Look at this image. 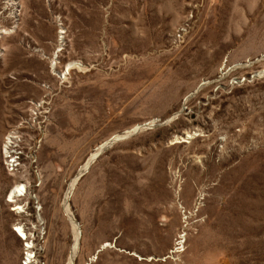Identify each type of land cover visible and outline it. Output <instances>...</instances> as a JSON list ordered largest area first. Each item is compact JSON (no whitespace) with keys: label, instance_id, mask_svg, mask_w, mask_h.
<instances>
[{"label":"rangeland","instance_id":"1","mask_svg":"<svg viewBox=\"0 0 264 264\" xmlns=\"http://www.w3.org/2000/svg\"><path fill=\"white\" fill-rule=\"evenodd\" d=\"M71 219L73 264H264V0H0V264Z\"/></svg>","mask_w":264,"mask_h":264},{"label":"bare ground","instance_id":"2","mask_svg":"<svg viewBox=\"0 0 264 264\" xmlns=\"http://www.w3.org/2000/svg\"><path fill=\"white\" fill-rule=\"evenodd\" d=\"M14 5H15V3H14ZM178 113V112H177ZM177 113H175V114H173V115H176ZM172 115V116H173ZM171 116V117H172ZM170 117V118H171ZM170 118H168V119H170ZM167 119V120H168ZM15 134V133H14ZM12 137H13V133H11V134H9V136L7 137V142L6 143H8V142H11L12 141ZM109 142V141H108ZM8 145V144H7ZM105 146H106V142H104V143H101L100 145H98V146H96L95 148H94V150H93V152L91 153V157L89 158V160H92L98 153H100V152H102L103 150H104V148H105ZM107 146H108V144H107ZM107 146H106V148H107ZM5 148H7V146H5ZM91 162V161H90ZM73 183H74V181H72V183L70 184V187H69V189H68V191H67V194H66V199H65V206H66V208H67V202H66V200H68V197H69V195H70V191H71V189L73 188L72 186H73ZM24 192H26V188H25V186L23 185V184H18V185H16L15 186V188L11 191V196H14L15 194H17V193H19L20 195H21V193H24ZM67 210V209H66ZM68 211V210H67ZM71 221H72V225H73V234H74V245H73V248H72V251H71V254H70V257H69V261H68V264H73V262H74V259H75V257H76V253H77V244H78V229H77V226L75 225V222L73 221V219H71ZM18 229H19V231L21 232V234H23V235H25V233H24V230L21 228V227H18ZM182 241H179L178 242V244H180ZM28 245H29V247L31 246V244L29 243V241H28ZM28 247V246H27Z\"/></svg>","mask_w":264,"mask_h":264},{"label":"water","instance_id":"3","mask_svg":"<svg viewBox=\"0 0 264 264\" xmlns=\"http://www.w3.org/2000/svg\"><path fill=\"white\" fill-rule=\"evenodd\" d=\"M201 85H202V84H200V85L197 87V89H198ZM197 89H196V90H197ZM181 111H182V110H179L178 113H177L176 115H173L170 119H168V120L165 119V120H163V121H161V122H154L153 124H151V126H159V125H161V124L168 123V122L172 121L173 119H175Z\"/></svg>","mask_w":264,"mask_h":264}]
</instances>
